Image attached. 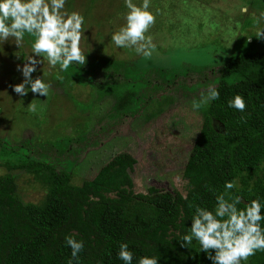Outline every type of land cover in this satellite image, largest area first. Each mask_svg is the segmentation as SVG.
<instances>
[{"label":"rangeland","instance_id":"rangeland-1","mask_svg":"<svg viewBox=\"0 0 264 264\" xmlns=\"http://www.w3.org/2000/svg\"><path fill=\"white\" fill-rule=\"evenodd\" d=\"M254 1L150 0L156 20L145 35L156 48L145 58L111 40L125 24L124 0H66L68 12L85 18L80 47L88 72H62L44 59L32 77L43 75L50 84L47 97L33 94L30 85L26 96L13 91L11 86L23 81L17 65L23 67L24 56L12 58L15 43L0 42V149L9 153H0V175H14L23 201L39 202L45 188L23 170H8L6 159L17 162L24 152L41 155L80 184L115 154L127 152L136 161L129 172L135 193L153 187L186 192L182 173L207 108L193 110L192 102L217 86L224 51L242 47L264 29V8ZM31 43L26 34L25 57ZM30 102L37 105L36 113L28 111Z\"/></svg>","mask_w":264,"mask_h":264},{"label":"trees","instance_id":"trees-1","mask_svg":"<svg viewBox=\"0 0 264 264\" xmlns=\"http://www.w3.org/2000/svg\"><path fill=\"white\" fill-rule=\"evenodd\" d=\"M261 1L254 4L262 9ZM250 39L224 51L219 99L207 106L183 169L187 199L181 192L154 187L148 196L135 193L129 172L136 161L127 152L115 154L80 184L72 182L70 171L24 152L17 162L6 159L4 165L31 174L46 192L39 202L23 201L14 175H0V264H68L71 248L65 237L72 233L85 245L79 264H124L118 258L121 243L132 251V264L142 256H156L158 264H213L197 241L182 247L177 237L189 232L195 208L213 210L216 195L233 180L237 188L231 195L241 196L239 208L257 198L264 204V42L253 34ZM87 66L73 63L68 69L82 74ZM237 94L246 102L244 112L228 105ZM0 153L9 154L4 149ZM241 264H264V251Z\"/></svg>","mask_w":264,"mask_h":264},{"label":"clouds","instance_id":"clouds-1","mask_svg":"<svg viewBox=\"0 0 264 264\" xmlns=\"http://www.w3.org/2000/svg\"><path fill=\"white\" fill-rule=\"evenodd\" d=\"M124 3L129 10L124 16L125 24L111 35V40L117 47L133 49L136 54L150 58L156 48L152 36L145 35L156 20L149 10L150 0H142L139 5L133 0H124ZM65 4L66 0H0V42L11 40L18 49L17 58L21 54L24 56L23 67L17 65L23 81L11 86L16 94L26 96L29 91L27 86L30 85L33 94L49 95L51 86L45 83L43 75L35 79L32 77L37 65L42 64L44 59L51 67L59 65L62 72L73 63L81 66L86 63V54L80 47L85 18L77 11L68 12ZM241 12H247V7H242ZM260 15L264 17V12ZM26 34L32 38L31 53L27 57L23 53ZM255 36L264 38V29H259ZM219 96L217 88L210 85L206 93H200L199 100H193L192 108L199 110L206 107ZM228 105L240 112L247 107L239 94L229 100ZM27 107L30 113L38 110L34 102ZM234 188H237L234 180L226 181L224 192L216 195L214 209L197 206L191 217L189 232L183 235L177 233L182 247H189L193 240L197 241L200 250L208 254L213 264H241L257 251H264V227L261 226L264 204L257 198L246 203L243 209L239 208L241 196L231 195ZM137 194L149 195L146 190ZM181 196L187 199L186 192H181ZM77 235L72 233L65 237L66 246L71 248L68 264H73V261L79 264V254L85 247L82 239H76ZM118 258L124 264H132L133 253L127 243L120 244ZM138 264H158V257L142 256Z\"/></svg>","mask_w":264,"mask_h":264}]
</instances>
